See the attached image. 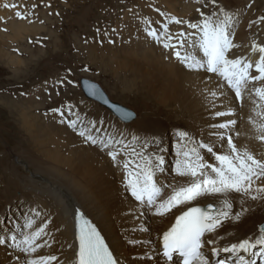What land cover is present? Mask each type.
Masks as SVG:
<instances>
[{
  "label": "bare ground",
  "instance_id": "obj_1",
  "mask_svg": "<svg viewBox=\"0 0 264 264\" xmlns=\"http://www.w3.org/2000/svg\"><path fill=\"white\" fill-rule=\"evenodd\" d=\"M191 1L144 0L145 4L140 5L139 9H143L147 12L146 14H153V18H159L161 23L165 19L169 20L166 21L167 34L176 37L181 30L185 33L194 31L188 27V23H196L202 19L201 17L199 21H193L190 17V9L196 4L193 1L198 2V0ZM2 3L3 0H0V5ZM184 3H188L186 4L188 6L185 7ZM238 7H242V5ZM221 8L225 9L224 5L219 3L214 12H219ZM238 10L242 12L240 16L237 9L231 11L225 9L232 18L236 15L232 23V32L234 33L232 39L237 47L230 50L229 58L243 56L247 60L255 62L259 59V53L252 50V44L253 42L264 44V22H248L247 12L245 13L243 8H238ZM142 13L140 15L143 16ZM1 14L2 17H6V14ZM173 17L182 19L184 23H174ZM142 24L145 26L144 21ZM18 27L23 28L19 25ZM13 29L15 30V28ZM130 30H133L132 25ZM164 31L162 29L158 32ZM4 34L0 32V44L4 42L2 41L5 37ZM16 34L19 35V32ZM148 37L142 28V33L134 38L133 48H128L134 52L127 53L130 58L135 55L138 60L135 65L129 61L127 69L134 75V80L141 79L142 87L146 88L145 94L152 98L154 103L166 107L173 106L175 112L180 116L178 119L186 125V129L178 128L182 126L179 123L174 124L178 127L167 126L165 120L154 115L139 117L136 122L138 127L134 128L129 125L130 129H128L122 127L128 126V123L117 117L119 122L116 121L115 124L118 128H114L116 131L113 138L123 139L126 144L137 148V150L145 139L148 141L154 139L156 143L150 147L149 151L156 150L157 145L162 150L160 154L164 156L165 163L162 170L157 173L156 179L163 185H180L187 181V178L178 177L174 168L180 131H187L197 141L213 146L214 151L224 152L227 151L226 140L223 141L221 147L222 142L215 133L227 130L216 128L214 125L234 120L236 123L231 126L229 132L233 136V142L239 149L246 148L257 158H264V141L258 139L260 134L258 126L260 123H264V117L256 114L264 109H260L255 103L254 93V88L264 85V82H252L249 85V88L252 89L251 98L246 93L243 103L238 102L235 99L234 91L229 90L226 86L222 89L218 88V85L224 84L216 75L206 73L203 69L188 68L186 64L176 59L173 50L163 47V42H168L167 40L162 38V42L158 43L152 37L150 39ZM10 40L12 39L10 38ZM171 42L176 43V40ZM121 47L120 49L124 50V47ZM2 48H0V58L9 57V60L18 65L24 62L14 58V55L7 53ZM135 48L138 49L135 50ZM186 49L187 45L180 49L182 54ZM198 55H202V53H198ZM221 91L223 96H220ZM36 95L38 96V90H32L31 98H35ZM217 111L224 112L226 115L218 117L215 115ZM20 114L22 115L23 129L25 127L34 139L32 140L34 152L33 149L32 153L23 151L21 155L29 161L34 170L31 175H22V178L14 166L4 168L0 172L1 178L3 177L1 180L4 182L3 186H0V238L5 239V243L0 245V264H17L19 250L12 247L9 237L15 233L20 238L27 219L32 215L36 217L38 213L41 214L38 215V222L33 225V230L45 222H47V228L46 234L38 241L43 246L37 249L34 257L54 255L57 259L51 264H76L77 249L75 248L73 220L78 210H83L99 225L122 264H166L160 255V237L174 222L175 216L186 208L180 206L165 216H156L154 210L147 211L144 206L130 197V193L125 191L123 168L125 153L121 152L117 160L113 161L102 145L99 143L93 145L91 142L83 144L79 140L85 137L79 138L71 131L73 128L76 132L85 131V135L90 133L98 140L101 138L107 140L108 138L103 136L102 130L98 131L96 128V131L91 132L92 127L86 128L83 124L80 127L77 125L72 127L67 124L68 120H63L62 125H59L54 119L48 120L46 124H41L38 122V117V120L35 121V118L28 116L26 110L21 109ZM250 117L256 121L255 124L250 121ZM48 118L50 119V116ZM140 130H144V132L139 133ZM133 137H138L139 140L133 139ZM205 150L202 149L201 153L204 159L209 163H215L214 156ZM25 165L28 166L26 163ZM32 166L30 167L32 168ZM167 194H170V189H165V195ZM241 199L238 194H234L231 200L233 203L231 218L224 222L222 228L218 230V234L209 237L216 239V245L206 244L205 246V253L209 254V259L214 264L218 258L234 260L235 257L224 252H221L219 257L212 256L210 252L213 246L223 248L230 243L238 242L239 239L254 240L260 233L257 226L264 220V202L260 201L257 208L251 209V200L243 198L244 202L241 203ZM209 203H214L219 208L222 205V198L202 197L194 202V205L205 206ZM24 207H27L26 213L29 214V217L26 214L27 217L21 216L24 212H19V209L22 210ZM242 208L248 209V211L242 212ZM237 212L241 213L239 220L235 218ZM258 220L261 222L259 221L260 223L257 225ZM259 248L260 246L257 245L252 251L258 252ZM241 254L247 259H255L257 264L264 263V259L259 256L253 257L251 253Z\"/></svg>",
  "mask_w": 264,
  "mask_h": 264
},
{
  "label": "snow or ice",
  "instance_id": "obj_2",
  "mask_svg": "<svg viewBox=\"0 0 264 264\" xmlns=\"http://www.w3.org/2000/svg\"><path fill=\"white\" fill-rule=\"evenodd\" d=\"M212 3L215 4V0H212ZM16 16L20 19L27 18L22 12H17ZM200 16L202 19L199 22L188 23V27L194 31L185 33L181 30L173 37L167 34L168 25L164 24V32H158L157 28L150 27L146 30L147 35L158 43L162 42V38L167 40L168 42H163V47L173 50L176 59L186 64L188 68L203 69L206 73L221 78L224 85H218V88L222 89L226 85L234 91L235 99L243 103L246 93L251 98L252 89L249 85L252 82H264V44L253 42L252 50L259 53V59L254 64L243 56L229 58L230 50L237 47L232 39L234 36L232 16L223 8L210 15L201 12ZM260 19L264 20V17ZM172 20L176 24L184 23L175 17ZM174 39L176 43L171 42ZM185 45L187 49L182 54L180 49L185 48ZM253 67L258 75L250 72ZM254 92L259 99L258 107L264 109V85L255 87ZM90 93L95 95L94 87ZM220 96H223L222 91ZM256 114L264 117V111H258ZM121 115L127 119L128 113ZM215 115L220 117L226 113L217 111ZM249 119L253 124L256 123L251 117ZM70 123L71 126H76L75 120ZM235 123L234 120H228L226 123L214 125L216 128L227 130L215 133L222 142L221 147L226 140L227 151L224 152L214 151L213 146L197 141L187 131L178 133L174 168L178 177L187 178V181L180 185H163L156 179L165 160L158 145L156 150L149 151L156 143L154 139L152 141L145 139L137 150L126 144L123 139H114L110 136L107 140L103 138L98 140L90 133L85 135V131L79 133L85 137V142L102 145L113 161L117 160L121 152L125 153L123 163L125 191L147 211L154 210L156 216H165L180 206L186 208L175 216L174 222L160 237V255L166 264H176L177 261L178 264H212L209 254L203 249L206 244L216 245V239L209 237L218 234L224 222L231 218L233 208L231 200L234 194L242 198L241 203L244 202L243 198L253 202H264V158H257L246 148L241 150L237 147L233 142V136L229 134L231 126ZM258 127L260 132L258 139L264 141V123H260ZM133 139L139 140L138 137ZM200 149H206L207 153L212 154L215 163L207 162ZM165 189H170V194L165 195ZM202 197L222 198V205L219 208L214 203L195 206L194 202ZM241 211L245 212L248 209L242 208ZM240 215V212L235 213V218L239 220ZM76 221L78 239L76 264H119L118 257L105 242L97 226L85 219L82 213H77ZM33 224L34 220L28 218L23 225L20 238L15 233L9 237L12 247L19 250L17 264H51L57 259L54 255L34 257L37 249L43 246L38 241L46 234L47 222L34 230ZM4 243L5 239L0 238V245ZM257 245L260 246L259 251H252ZM221 252L229 253L235 259L218 258L215 264H257L255 259H247L241 253H251L253 257L259 256L264 259V226H261L260 233L254 240L244 238L223 248L213 246L210 255L219 257Z\"/></svg>",
  "mask_w": 264,
  "mask_h": 264
},
{
  "label": "rangeland",
  "instance_id": "obj_3",
  "mask_svg": "<svg viewBox=\"0 0 264 264\" xmlns=\"http://www.w3.org/2000/svg\"><path fill=\"white\" fill-rule=\"evenodd\" d=\"M193 2H196L190 9L193 21L201 19V12L211 14L222 3L226 10L237 9L239 16L242 12L238 8H243L248 14V22H264L260 19L264 17V0H215V4L212 0ZM2 4L0 32L5 33V37L0 48L3 46L2 49L7 53L24 62L18 65L9 60V57L0 58V172L14 166L22 178L24 175H31L34 170L21 155L23 151L32 153L34 140L25 127L23 129L21 109L26 110L28 116L35 118V121L39 118L38 122L41 124L54 119L59 125H62L63 120H68L67 124L71 125L70 122L75 120L77 127L83 124L86 128L92 127L91 132L97 128L104 132V137H114V128H118L115 123L119 122L117 116L96 101L86 98L79 83V79L83 77L99 83L111 100L135 112V118L127 122L128 126L122 127L130 129V125L136 128L139 117L154 115L165 120L167 126L178 127L174 124L179 123L182 126L178 128L186 129L173 106L154 103L145 94L146 88L142 87L141 79L134 80V75L127 69L129 61L132 65L137 64L138 57L133 55L130 58L127 52H134L128 48H133L134 38L142 33V28L144 33L150 27L159 31L169 21L165 19L161 23L159 18H153V14H146L143 9H139L140 5L145 4L144 0H3ZM184 4L185 7L188 6V3ZM240 5L242 7H238ZM17 12L25 13L27 18H18ZM1 13L6 14V17H2ZM16 23L23 28L27 27L19 28ZM131 25L134 32L130 30ZM17 28L23 30L17 31ZM121 46L124 50L120 49ZM36 89L38 96L32 99L31 91ZM255 103H259L257 96ZM54 110H58V113ZM71 131L79 138L82 137L79 136V131L76 132L73 128ZM138 132L142 133L144 130ZM79 141L87 143L85 138ZM200 152L202 153V149ZM2 178L0 173V186L4 183ZM258 205L260 201H251L250 208H257ZM19 212H24L22 217L29 215L26 213L27 207L19 209ZM38 215L31 216L33 225L38 222ZM259 221L256 222L257 225L261 222Z\"/></svg>",
  "mask_w": 264,
  "mask_h": 264
},
{
  "label": "water",
  "instance_id": "obj_4",
  "mask_svg": "<svg viewBox=\"0 0 264 264\" xmlns=\"http://www.w3.org/2000/svg\"><path fill=\"white\" fill-rule=\"evenodd\" d=\"M80 87L83 94L91 99L99 103L101 106L108 108L114 115H116L120 120L124 122H128L135 118V112L124 105H121L117 102H114L109 98L105 90L101 87L99 83L96 81L90 80L88 78H80L79 79ZM95 88V95L90 93L92 88ZM128 113L127 119L122 118V113ZM261 226H264V220L257 226V230L260 232Z\"/></svg>",
  "mask_w": 264,
  "mask_h": 264
}]
</instances>
